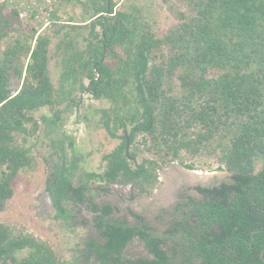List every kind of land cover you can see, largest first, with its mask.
I'll return each mask as SVG.
<instances>
[{
    "label": "trees",
    "instance_id": "trees-1",
    "mask_svg": "<svg viewBox=\"0 0 264 264\" xmlns=\"http://www.w3.org/2000/svg\"><path fill=\"white\" fill-rule=\"evenodd\" d=\"M61 1L70 5V0ZM183 1L189 13L179 14L180 23L164 37L145 27L140 15L115 11L112 0H90L84 18L88 26L69 19L37 35L31 48L36 29L22 27L15 12L0 0V40L12 41L0 51V211L12 196L11 180L32 162L26 138L19 143L16 135L27 133L28 121L36 129L32 114L41 108L64 104L40 119L51 136L62 125V114L77 108L72 89L86 79L79 91L109 103L96 111L100 114L96 126L118 144L102 156L104 166L97 173L80 166L81 155L65 160L63 143L68 141L74 153L73 140L50 138V150L60 159L46 189L57 218L71 216L64 202L74 206L90 202L86 196L91 195L93 181L128 185L140 195L157 184L161 164L176 161L186 170H196L181 160V152H212L216 169L230 173L229 182L219 187L198 188L202 200L188 198L182 204L188 209L184 217L161 233L130 210L133 224L110 218L112 208L107 204L100 208L90 204L98 213L95 227L105 244L104 248L94 241L87 244L88 258L94 252L100 264H264V0ZM60 32L59 41L75 32L86 46L60 60L59 86L53 88L48 35ZM164 49L166 58L155 65L157 53ZM177 70L181 93L174 96L165 83ZM207 70L217 76L206 77ZM141 153L152 159L144 156L138 161ZM256 160L261 168L255 172ZM78 170H83L82 178L73 186L70 178ZM9 237L8 229L0 225V258H13L15 250L28 247V256L14 264H55L44 243ZM137 237L151 259L123 261L124 249Z\"/></svg>",
    "mask_w": 264,
    "mask_h": 264
},
{
    "label": "rangeland",
    "instance_id": "rangeland-1",
    "mask_svg": "<svg viewBox=\"0 0 264 264\" xmlns=\"http://www.w3.org/2000/svg\"><path fill=\"white\" fill-rule=\"evenodd\" d=\"M112 3L114 4L115 11L122 10L140 15L141 22L144 23L145 27H150V30L156 37H164L171 28L180 23L179 14L186 16L189 13L188 4L183 0H112ZM69 4L70 7L67 5V8L71 11V15L68 17V20L72 19L70 23L75 22L74 24L80 26H88V22L84 18L86 11H89L91 8L90 0H70ZM15 34L17 35V33L11 34V37H15ZM51 34L48 35L51 38L50 45L48 46L51 55L48 69L50 82L53 88H57L61 74L60 60L77 54L84 49L86 43L82 41L83 36H78L75 32L74 34H69L70 37H67L72 38L71 35H74V38H65L62 41H59L62 39L61 32L55 36L53 34L51 36ZM9 44H12V41L7 37L0 40V51L4 50ZM68 44L70 45L68 46ZM30 46L33 48V41L30 42ZM115 50L121 54L118 48H115ZM166 53L165 49L158 52L159 58L153 63L155 65L160 64L166 58ZM25 62H28L27 57ZM178 74L179 70L172 72L171 77L165 83V87L168 85L171 88L170 94L174 96L181 93L180 83L177 79ZM205 76L213 78L217 76V73L213 70H207ZM22 78L23 74L19 83H21ZM87 83L86 79H82L80 83L73 86L72 95L79 100L77 108H72L62 114V125L51 136L47 135L48 133L44 129V125L40 119L45 114H52L53 110H61L64 108V104L55 107V109L41 108L38 112L32 114L36 122V129L32 128L33 123L28 121L25 123L27 133L16 135L15 140L19 143L22 141V138H26L24 145L30 148L32 162L28 167L20 169L11 180L9 187L12 190V196L4 203V207L0 211V225L8 229L10 239L24 237L44 243L51 251L55 264H81V257H83L82 238L86 232L85 230L81 231L79 224L80 216L78 215L79 207L77 205L63 203L65 209L71 213L68 220L57 218L55 215L46 184L49 180L51 183L53 182V172L55 167L58 166L60 156L58 153L51 152L49 147L51 146L50 138L56 140V138L63 139L67 137L73 140L74 153L67 146L68 141L65 140L63 143L65 160H70L72 154L77 155V157L81 155L80 166L86 172L97 173L102 171L104 166V162L101 160L102 156L113 150L118 144L117 139L109 138L103 129L96 126V121L100 117V114L96 111L100 108H108L109 103L93 100L86 92H80L78 89L79 84L85 86ZM66 88H69V86H66ZM77 116H79V120ZM116 133L118 136L122 134L120 130H117ZM137 141H140V137L137 138ZM144 156H148L147 153L138 154L137 160L139 161ZM181 156V160L185 164H193L196 170L192 171L228 173L225 169H216L218 161L216 155L212 152L209 153L201 150L196 155L181 152ZM148 157L152 159L151 156ZM170 163L178 165L176 161L161 164V168L156 171L157 184L150 193L140 195L144 197L154 195L160 181L161 172ZM181 168L184 169L183 167ZM259 168H261V162L254 161L253 170L256 172ZM82 171H76L75 175L70 178L71 185L77 186L80 184L78 178H82ZM99 185L94 181L91 182L89 185L90 193L95 194L98 192L99 189L97 188ZM118 187L129 189L138 194L137 190L131 189L128 185H119ZM95 201L100 202L101 198L95 199ZM29 252L28 247L19 251L15 250L13 252L14 259L2 257L0 258V264H14V261L15 263H19L23 258L28 256ZM82 264H94V262L87 260V262H83Z\"/></svg>",
    "mask_w": 264,
    "mask_h": 264
},
{
    "label": "water",
    "instance_id": "water-1",
    "mask_svg": "<svg viewBox=\"0 0 264 264\" xmlns=\"http://www.w3.org/2000/svg\"><path fill=\"white\" fill-rule=\"evenodd\" d=\"M128 147V139L126 138V153L128 152ZM229 177L230 173H205L186 171L179 165L170 163L163 168L159 184L153 196L144 197L126 188L113 187L106 193V195L101 199L99 203L105 205L107 204L112 209L114 208V206H116V204H118V214H114V216L118 218V220H127L132 224L135 223V220L130 216L129 210L133 213H136V215L138 216L143 215L147 212V215L150 216L148 220V222H150L149 225L152 229H155L157 233H161L165 228V224L162 223L163 220L161 217H159V214L156 215L157 211H155L154 209H156V204L160 201L168 202L169 199H172L170 193L177 187H179L180 184H183L181 180L185 181L188 186H194L197 183L203 186H209L211 184L229 182ZM138 240V237L135 238V241ZM133 245L134 243H131L130 247H128L127 245L124 249L123 253L126 257L135 258L139 256L148 259L150 258V256L145 252L146 250L143 251L142 246L134 247ZM262 253L263 252L260 253V257H262Z\"/></svg>",
    "mask_w": 264,
    "mask_h": 264
},
{
    "label": "flooded vegetation",
    "instance_id": "flooded-vegetation-1",
    "mask_svg": "<svg viewBox=\"0 0 264 264\" xmlns=\"http://www.w3.org/2000/svg\"><path fill=\"white\" fill-rule=\"evenodd\" d=\"M181 182L183 184L182 185L180 184L179 187H177L175 190H173L170 193V196L172 199L171 200L169 199L168 202L167 201L166 202L160 201L159 202L160 204L157 203L156 207H155L156 209H154L155 211H157L156 215L159 214V217L162 218V220H163L162 223L165 224V228L169 227L170 224L172 222H174L175 219L181 220L184 217L183 213H186L188 209L183 208L182 204L187 203L188 198H193L195 200H202L203 195L199 192L198 188L199 189H212L214 187H219V185L222 183L221 182L218 184H211L209 186H203V185H200L197 183L194 186H188L185 181L181 180ZM49 183H51L50 180H49ZM86 197H89L88 194ZM90 204H95L99 208L102 207L103 205H105V204H101L99 202L94 201V198L91 199V197H90L89 203L86 202L82 205L77 204V206L79 207V209H78L79 214L78 215L80 216L79 224L81 226V231L85 230V232H86V233L84 232L85 234L83 235V238H82L83 239V242H82L83 257H81L80 263L82 264L83 262H87V260H92L94 262V264H100L98 262V260L95 259L94 252H91L92 253L91 257L88 258L90 251L86 247V245L89 244L91 241H94L95 244H97L98 246H102L103 248H104V244H105V239L100 237V231L97 230L95 227L94 219L98 213H95L91 210ZM178 206H181V207H180V209L177 210ZM117 208H118V204H116V206H114V208L112 209V213L110 214L109 217L118 221V218H116L114 216V214H118ZM139 216H143L145 218L144 224L148 227H151L149 225L150 222H148L150 216L147 215V212L145 214L139 215ZM131 243L132 244L134 243V245H133L134 247L135 246H140V247L142 246L143 251H145L144 244L142 242H140L139 240L135 241V238H134ZM131 243L128 244V247H130ZM145 252L147 253V251H145ZM147 255H149V254H147ZM122 258H123L122 259L123 261L124 260H136L139 258V256H137L135 258L134 257L128 258L124 255V253H122ZM149 259H151V256Z\"/></svg>",
    "mask_w": 264,
    "mask_h": 264
},
{
    "label": "built area",
    "instance_id": "built-area-1",
    "mask_svg": "<svg viewBox=\"0 0 264 264\" xmlns=\"http://www.w3.org/2000/svg\"><path fill=\"white\" fill-rule=\"evenodd\" d=\"M15 12L17 21L26 28L36 29L34 40L53 25L66 24L70 9L61 0H1Z\"/></svg>",
    "mask_w": 264,
    "mask_h": 264
},
{
    "label": "crops",
    "instance_id": "crops-1",
    "mask_svg": "<svg viewBox=\"0 0 264 264\" xmlns=\"http://www.w3.org/2000/svg\"><path fill=\"white\" fill-rule=\"evenodd\" d=\"M118 186H119L118 184H109V186H108V184L99 185V187L97 188V189H99L98 192H96L95 194L91 193V195L89 197H91V199L94 198V201H95V199H99V198L102 199L106 195L108 188L110 190L111 188L118 187Z\"/></svg>",
    "mask_w": 264,
    "mask_h": 264
}]
</instances>
